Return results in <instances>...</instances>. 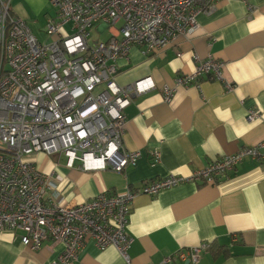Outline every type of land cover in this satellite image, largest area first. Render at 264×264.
<instances>
[{
    "label": "built area",
    "instance_id": "built-area-1",
    "mask_svg": "<svg viewBox=\"0 0 264 264\" xmlns=\"http://www.w3.org/2000/svg\"><path fill=\"white\" fill-rule=\"evenodd\" d=\"M11 1L0 0V230L20 231L24 246L37 250L46 240L59 242L63 249L53 264H69L92 240L98 249L114 246L128 260L127 227L137 195H155L186 182L214 183L247 158L264 162L263 140L189 175L169 174L76 203L57 201L51 173L42 172L27 157L59 154L66 167L86 171L122 172L135 165L140 152L123 145L124 110L133 95L155 85L151 77L118 85L116 60L134 45L145 55L173 45L178 37L195 32L197 15L211 13L218 0H48L55 14L46 17L44 41L12 12ZM247 10L251 13L252 7ZM98 25L107 37L92 40ZM192 57L191 73L176 75L171 86L162 85L165 102L177 88L204 76L223 79L224 61L201 59L196 53ZM257 115L249 110L247 119ZM151 157L158 162L159 151ZM208 247L201 242L180 249L164 262L174 264L176 256L196 264Z\"/></svg>",
    "mask_w": 264,
    "mask_h": 264
},
{
    "label": "crops",
    "instance_id": "crops-1",
    "mask_svg": "<svg viewBox=\"0 0 264 264\" xmlns=\"http://www.w3.org/2000/svg\"><path fill=\"white\" fill-rule=\"evenodd\" d=\"M25 1L29 8L42 10L48 0ZM11 9L40 41L46 39L45 20L41 26L27 21L28 8L21 0H12ZM196 19L198 29L178 37L173 45L147 55L134 45L126 57L116 60L118 85L144 77H151L155 85L133 95L124 110L123 145L127 151L140 152L135 165L122 172L86 171L66 167L59 154L27 157L42 172L51 173L57 201L76 203L169 174L189 175L264 140V0H218L211 13H200ZM97 29L105 39L103 26ZM194 53L201 59L224 61L223 79L204 76L177 88L172 100L165 102L162 85L171 86L176 75L191 73ZM249 110L258 113L253 120L247 119ZM155 150L158 162L151 157ZM127 228L128 260L114 246L98 249L89 240L69 264H169L164 262L168 255L201 242L209 247L196 264H264V162L244 159L211 184L186 182L155 195L139 194L131 202ZM20 235V231L0 230V264L58 261L61 243L46 240L31 250L21 243ZM174 264L189 263L175 256Z\"/></svg>",
    "mask_w": 264,
    "mask_h": 264
},
{
    "label": "rangeland",
    "instance_id": "rangeland-1",
    "mask_svg": "<svg viewBox=\"0 0 264 264\" xmlns=\"http://www.w3.org/2000/svg\"><path fill=\"white\" fill-rule=\"evenodd\" d=\"M21 3H22V6L25 8H28V13H29V16L28 18L26 19L27 21L29 22H33V23H36L37 25L40 24L41 26V23H43L44 20H46V17L48 15H52L53 12L52 11H55V7L49 3V1H47V6L45 9H38V8H34V7H30L29 8V4L25 1V0H21ZM52 12V13H51ZM91 39L92 40H96V39H103L105 34H103V32H100L98 29H97V26H94L93 29H92V32H91Z\"/></svg>",
    "mask_w": 264,
    "mask_h": 264
}]
</instances>
